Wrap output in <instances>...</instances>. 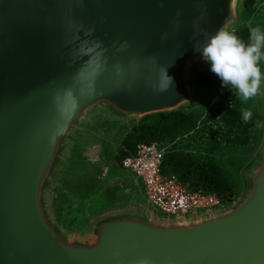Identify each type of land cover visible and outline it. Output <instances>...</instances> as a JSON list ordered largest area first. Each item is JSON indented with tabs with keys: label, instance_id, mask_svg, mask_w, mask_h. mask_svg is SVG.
I'll return each instance as SVG.
<instances>
[{
	"label": "water",
	"instance_id": "1",
	"mask_svg": "<svg viewBox=\"0 0 264 264\" xmlns=\"http://www.w3.org/2000/svg\"><path fill=\"white\" fill-rule=\"evenodd\" d=\"M242 7L243 0H0V264H264V94L256 149L227 160L241 186L230 203L167 217L121 200L75 231L56 207L65 183L94 180L105 146L124 127L204 102L194 76L209 64L194 44L231 31ZM164 68L173 83L160 91ZM116 186L131 189L127 181Z\"/></svg>",
	"mask_w": 264,
	"mask_h": 264
},
{
	"label": "trees",
	"instance_id": "2",
	"mask_svg": "<svg viewBox=\"0 0 264 264\" xmlns=\"http://www.w3.org/2000/svg\"><path fill=\"white\" fill-rule=\"evenodd\" d=\"M255 1L244 0V7L250 9ZM232 32L243 41H248V27ZM195 77L197 82L215 91L217 98L214 107L204 115L175 111L144 117L127 135L125 139L127 149L123 152L122 159L141 141L159 142L164 145L180 135L194 131L193 138L199 141L197 145L201 146V152L205 154L201 153L196 157L183 151H169L166 153L164 169L176 172L185 183L192 180L191 187L214 192L221 200L228 203L235 197V184L230 174L215 161L212 154L224 144H248L256 117L252 116L249 123L242 121L241 101L228 88L222 87L221 80L210 71V67L199 70ZM199 122L202 123L203 129H200Z\"/></svg>",
	"mask_w": 264,
	"mask_h": 264
},
{
	"label": "rangeland",
	"instance_id": "3",
	"mask_svg": "<svg viewBox=\"0 0 264 264\" xmlns=\"http://www.w3.org/2000/svg\"><path fill=\"white\" fill-rule=\"evenodd\" d=\"M257 26H259L261 29H264V0H256L252 4V7L250 9L244 7L243 0L242 20L230 32L239 28L248 27L250 29L251 27ZM207 67H210V65L203 66L199 68L198 71ZM260 67L262 68V70H264V61H261ZM195 76L194 82L198 84L203 90L204 102L196 107L182 109L181 111L204 115L214 107L217 95L212 88L197 82ZM242 108L251 110L253 116L256 117L255 125L251 128L250 131V142L246 145L224 144L221 146V148L217 149L212 154L215 161L230 174L231 179L234 181L236 190L234 199H236L239 195L241 186L239 180L229 170L227 166V160L246 158L256 149L261 136L263 119L261 113L260 95L254 97L247 103H242ZM141 120L124 127L120 131L116 139L113 140L112 143L108 145V147L105 146V161L103 163V166L95 176L94 180L88 186L79 188L73 183L67 182L60 188L58 211L63 225L66 229L75 231L87 218H89L96 212L116 203L117 201L127 199L140 202V204L145 205V207L149 208L159 215L173 217L172 215L165 214L156 207L150 205L143 193V187L140 186L141 180H136L135 178L138 185H134V181L132 182V179L128 178H133L134 174L130 170L121 166L122 154L127 149L125 139ZM257 122L261 124V127L256 126ZM199 125L201 129L202 123L199 122ZM214 129H216V126H214ZM194 134V131H192L190 134L178 136L172 142L164 143L167 153L169 151L175 150L183 151L186 154H190L196 157L200 156V154L202 153V148L201 146L197 145L199 141H196V138H193ZM85 173V171H81L82 175H84ZM121 181H127L128 183L133 185L131 186L129 192L121 188L120 190H115V188H117L118 186L114 187V184ZM186 183L192 185V180H188ZM201 212L205 211H199L197 213ZM188 215H192V212L185 214L184 216Z\"/></svg>",
	"mask_w": 264,
	"mask_h": 264
},
{
	"label": "clouds",
	"instance_id": "4",
	"mask_svg": "<svg viewBox=\"0 0 264 264\" xmlns=\"http://www.w3.org/2000/svg\"><path fill=\"white\" fill-rule=\"evenodd\" d=\"M196 35L198 33H194V39ZM194 50L202 54L203 60L210 65V71L221 80L222 87L228 88L241 103L264 94V70L260 67L264 61V29L251 27L245 42L234 32L221 28L215 34H205L203 43L196 40ZM162 74L165 84L160 91H167L173 80L166 68L162 69ZM240 113L244 123L251 122V110L241 108ZM256 126L261 127V124L257 122ZM142 264H147V261Z\"/></svg>",
	"mask_w": 264,
	"mask_h": 264
},
{
	"label": "built area",
	"instance_id": "5",
	"mask_svg": "<svg viewBox=\"0 0 264 264\" xmlns=\"http://www.w3.org/2000/svg\"><path fill=\"white\" fill-rule=\"evenodd\" d=\"M166 147L159 142H141L122 159L121 166L134 174L144 187L148 203L175 217L208 211L226 205L217 194L193 188L179 174L165 171ZM136 178V180H135Z\"/></svg>",
	"mask_w": 264,
	"mask_h": 264
},
{
	"label": "crops",
	"instance_id": "6",
	"mask_svg": "<svg viewBox=\"0 0 264 264\" xmlns=\"http://www.w3.org/2000/svg\"><path fill=\"white\" fill-rule=\"evenodd\" d=\"M202 89V88H201ZM203 91V90H202ZM246 157V156H245ZM128 178H130V179H132V182L134 181V179L133 178H131V177H128ZM133 184L135 185L136 183L135 182H133ZM131 186H133L132 184H131ZM140 186H142V185H140ZM143 187V186H142ZM143 193H144V195L146 196V193H145V190H144V187H143ZM59 192H60V189L58 190V192H57V196H56V207H57V212H58V216H59V219H60V221H61V223H62V225H63V222H62V220H61V218H60V215H59V211H58V209H59ZM146 199H147V196H146ZM147 202H148V199H147ZM104 209V208H103ZM64 226V225H63Z\"/></svg>",
	"mask_w": 264,
	"mask_h": 264
},
{
	"label": "flooded vegetation",
	"instance_id": "7",
	"mask_svg": "<svg viewBox=\"0 0 264 264\" xmlns=\"http://www.w3.org/2000/svg\"><path fill=\"white\" fill-rule=\"evenodd\" d=\"M115 190H120V187L115 188Z\"/></svg>",
	"mask_w": 264,
	"mask_h": 264
}]
</instances>
